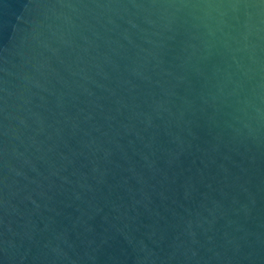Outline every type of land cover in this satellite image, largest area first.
<instances>
[{
	"label": "water",
	"instance_id": "95a60500",
	"mask_svg": "<svg viewBox=\"0 0 264 264\" xmlns=\"http://www.w3.org/2000/svg\"><path fill=\"white\" fill-rule=\"evenodd\" d=\"M0 264H264V0H0Z\"/></svg>",
	"mask_w": 264,
	"mask_h": 264
}]
</instances>
